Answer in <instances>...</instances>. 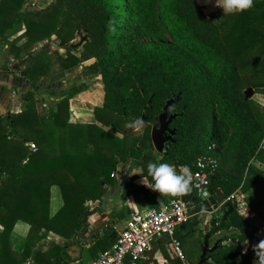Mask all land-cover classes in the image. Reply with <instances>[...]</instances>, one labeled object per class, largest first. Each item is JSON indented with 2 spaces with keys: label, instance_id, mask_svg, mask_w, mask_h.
<instances>
[{
  "label": "trees",
  "instance_id": "16d2710c",
  "mask_svg": "<svg viewBox=\"0 0 264 264\" xmlns=\"http://www.w3.org/2000/svg\"><path fill=\"white\" fill-rule=\"evenodd\" d=\"M25 1L0 0V51L5 57L0 66H6L10 54L20 58L35 42L55 35L67 55L59 69L83 63L87 73L98 75L103 95L93 108L95 122H71L69 99L86 84L73 80L64 87L35 89L38 79L53 68L43 49L21 69L29 81L21 94L22 106L0 113V264H22L33 242L49 231L64 237L75 234L83 226L87 201L101 203L104 187L115 184L118 159L127 156L130 169L139 167L127 178L146 177L149 183V162L194 169L197 157H214L208 197H196L188 204L194 212L201 204L215 208L208 232L211 237L223 231L202 264H260L264 238L237 260L238 249L251 235L250 225L236 207L222 218L216 190L228 197L239 189L264 221V170L258 165L264 164V107L245 97L250 85L253 93L264 94V0L220 17L207 14L197 0H54L38 11L24 9ZM22 27L23 32L9 40ZM76 31L83 32L79 56L71 52L78 45L69 42ZM19 37L26 39L16 45ZM247 64L263 70V79L247 83L241 71ZM44 95L53 105L40 112L36 102ZM175 95L177 102L168 107V112H181L170 122L174 142L166 153L158 154L151 144V127L165 100ZM71 109L76 116L78 109L74 105ZM138 119L144 124L140 131L122 132ZM28 141L34 142L35 150L29 149ZM51 185L58 186L62 199L52 215ZM133 192L143 194L150 208H159L169 198L150 187L127 183L123 193ZM127 215L124 206L108 217L118 223ZM17 219L28 224V233L24 249L12 256L9 238ZM191 227L189 220L179 224L176 237ZM115 239L110 226L86 251H102ZM56 246L59 253L51 264L66 257Z\"/></svg>",
  "mask_w": 264,
  "mask_h": 264
},
{
  "label": "crops",
  "instance_id": "0c3cea01",
  "mask_svg": "<svg viewBox=\"0 0 264 264\" xmlns=\"http://www.w3.org/2000/svg\"><path fill=\"white\" fill-rule=\"evenodd\" d=\"M54 0H52L49 4L44 7H40L33 11L42 10L46 7H49ZM34 4L33 2H31ZM24 27L18 30L16 33L9 37V40L15 38L14 36L20 35L21 31H23ZM82 31H76L74 37L69 41L71 44H77V49L72 50L71 52L77 56H79L81 51V42H82ZM24 38H17L16 45L23 43ZM51 42L48 46L43 45L44 43ZM36 43H39V47L35 46ZM60 40L55 35H51L49 39H43L41 41H37L32 45L31 52H36L40 49H43L52 60V70L50 71L53 75H43L41 76L36 84L35 89L37 88H58L66 86L70 81L73 80H81L85 84L86 81H90L91 77H95L96 74H89L83 68V63L79 62L76 65H72L66 67L64 69L55 70L54 65L63 60L67 59L66 48L61 46ZM56 45H58V52H61L62 57L54 56L51 52L55 49ZM51 50V51H50ZM61 56V55H60ZM8 63L6 66H0V107H4V109H8L10 107H14L16 111L20 110L22 104L18 102V100L14 99L13 94H17L18 98L21 96L20 93L25 91L29 86V81L25 79V77L21 74V69L27 65L32 63L31 56H22L20 58H13L10 54L8 57ZM76 68H79L78 70ZM100 87L102 86L101 80L98 82ZM87 86V84H86ZM103 89V87H102ZM93 91H90L87 87L84 91L80 92L75 97L69 99V121L71 122H95L93 108L95 105H100L102 102V96L95 97L92 94ZM81 97H80V96ZM103 95V93H102ZM256 101L264 107V94L259 93L258 97L255 98ZM15 102H17L15 104ZM72 105H74L77 109V115L73 117L72 115ZM86 107V108H85ZM78 117L82 118L79 119ZM256 162V161H255ZM257 163V162H256ZM264 170V164H258ZM117 170V167L116 169ZM146 177H143V181L145 184H148L149 181ZM115 184L104 187L106 190L103 194V202L100 203L98 208L92 207L89 209L87 206V210L83 213L82 224L83 226L76 231L75 234L70 237H64L58 233L53 231H49L43 238L35 240L31 248L28 249V257L23 261L22 264H51V262L56 260L54 257L59 253V249L56 245L61 246L66 253V257L59 259V262L54 264H89L100 252L101 249H98L94 252L87 253L86 249L89 248L96 240L97 237L101 236L105 229H110V226L114 228L116 231V238L119 232L125 227L126 221L129 219V216L133 212H140L146 209H149L143 194L138 192L130 193L129 195H125L123 190L126 189V184L131 183L134 187L145 188L149 187L142 183V178L138 177L136 179H128L125 174L123 178L115 177ZM52 186V185H51ZM51 186H50V198H49V213L52 215L62 204V199L60 196V204L57 207H53L51 205ZM58 187V186H57ZM116 187L117 190L115 193L110 194V189ZM59 191V188H58ZM233 193L239 195L244 201V206L241 208L240 214L244 218L247 219L250 227L249 230L251 235L244 241L243 245L238 249L237 260L240 258L241 254H243L247 249H251L255 246L261 245V240L264 238V221L260 218L246 203L245 201V193L241 192L239 189H236ZM190 197L194 196L193 193H188ZM60 195V192H59ZM170 198V196H169ZM168 198V199H169ZM189 202L191 201L188 199ZM94 202V205H97V201ZM56 204V203H55ZM126 206L129 209V215L120 222L116 223L115 221H110L108 214L109 212L122 208ZM192 208V207H191ZM197 213V216L193 219L195 224L191 227V231L184 232V234L188 232H192L194 228L198 230L201 227V235L203 238L206 231H208L209 224L208 221L201 223V226H197L199 223V211H195L194 214ZM193 214V215H194ZM121 222H124L123 227L120 229ZM206 228V229H205ZM1 230V225H0ZM199 232V231H198ZM198 232L196 233V238L198 237ZM28 233V224L22 221L21 219H17L14 223L11 231L9 244L12 249V256L21 252L24 249V240ZM223 231H216L211 235L209 240L214 237H218L222 234ZM116 240V239H115ZM114 240V241H115ZM199 240V239H198ZM113 241V242H114ZM229 241V239H227ZM214 242V240H213ZM211 243V246L214 243ZM202 245V242H200ZM112 245V244H111ZM110 245V246H111ZM109 246V247H110ZM168 247H173V251L168 250ZM10 254V255H11ZM201 254V253H200ZM200 256V255H199ZM199 256L195 259V261H187L185 254L181 251V249L176 248L174 244L171 242L170 238L166 235H161L156 238L150 245V248L145 252V254L140 258L137 264H170V262L181 260L182 264H196L199 260ZM2 261V259H1ZM260 264L264 261V253L261 255Z\"/></svg>",
  "mask_w": 264,
  "mask_h": 264
},
{
  "label": "built area",
  "instance_id": "2783aa9c",
  "mask_svg": "<svg viewBox=\"0 0 264 264\" xmlns=\"http://www.w3.org/2000/svg\"><path fill=\"white\" fill-rule=\"evenodd\" d=\"M30 150H35V144L28 142ZM209 160L215 161L212 156H199L194 162V169H191L193 183L191 193L200 199L208 197L207 186L209 177L214 170L208 164ZM203 162L205 167H199ZM178 171L183 166H174ZM190 196V195H189ZM226 200H229L240 213L244 206L242 198L232 193ZM94 202L87 201V206L93 207ZM189 200L182 199L181 195L171 196L167 203L159 208H149L140 212H133L126 221L125 227L119 232L112 245L102 251L89 264H137L140 258L150 248L151 243L161 235H166L176 248L179 246L175 235L176 227L189 220Z\"/></svg>",
  "mask_w": 264,
  "mask_h": 264
},
{
  "label": "rangeland",
  "instance_id": "374dc122",
  "mask_svg": "<svg viewBox=\"0 0 264 264\" xmlns=\"http://www.w3.org/2000/svg\"><path fill=\"white\" fill-rule=\"evenodd\" d=\"M51 1L52 0H26L24 5H23V7L26 10H35V9L40 8V7L46 6ZM197 1L200 4L203 5L204 11L207 14H211V15H213L215 17H220V16L225 15L223 13L222 8L218 4L215 3V0H197ZM31 2H33L34 4H32ZM219 2H220V0H217V3H219ZM22 32L23 31H21V33ZM14 37L16 38V37H18V35L14 36ZM21 38H24V40L26 39L25 37H21ZM49 44H51V42L44 43L43 45L48 46ZM35 46H37V48H38L39 47V43H36ZM2 47L5 48V45L2 46ZM31 50H32V48L28 49V51H22L21 55L24 56V57L25 56H29V55L32 56L34 52H31ZM51 52L54 54V56H58L59 58L62 57V54H60L61 52H58V45H56L55 49L53 51H51ZM251 54H257V52L253 51ZM4 59H5V57H4ZM4 59H3L2 53L0 51V63L3 62ZM6 59L9 60L8 58H6ZM54 67H55V70H60L58 63H56V65H54ZM83 68H84V66H83ZM241 68H242L241 71L243 73L244 79H245V81L247 83H251V82H255L257 80L263 79V70L259 69L258 67L254 66L252 64H247V65H244ZM76 69L78 70L79 68H76ZM50 75H53V73L50 72ZM99 80L100 79H99L98 75L96 74L95 77L94 76L91 77L90 81L89 80L86 81L87 82L86 83L87 87L89 88L90 91H93L92 94L95 97H100V96H102V93H103L102 86L100 87V84L98 83ZM250 87L253 89V87L251 85H250ZM16 93L13 94L14 99L15 100L17 99L18 102L22 104V95H21L22 92L20 93L21 96L19 98H18ZM259 93H261V92H259V91L254 92L251 95V97H253L255 99V98L258 97ZM44 97H45V99L43 101L36 102V108L40 112H46L48 110V107L53 105V102L51 100H49L48 96L44 95ZM16 103L17 102H15V104ZM194 108H199V107L195 106ZM16 109L14 107H10L8 109H4V107H0V113L4 114L5 112H15ZM192 112H193V115H196L198 113V110H195V111H192ZM72 115H73V113H72ZM73 117H74V115H73ZM78 118L82 119L80 117H78ZM135 122H136V120H132L130 123L126 124L125 128L123 129L122 132L128 133L130 131H140L143 128L144 124L142 123V126L137 127ZM152 126H155V123ZM28 142H32V141H28ZM151 144H152V142H151ZM153 151L155 152L154 148H153ZM216 162H217V160H216ZM130 164H131L130 163V158L128 156L126 157L125 160L118 159L117 166H116L117 170L114 171V177H116L117 180H118V178H123L125 174L128 176L129 174L138 171V169H139L138 166L135 165V166H133V169H130ZM230 164H232V162ZM230 164L225 165V167L226 168L230 167ZM106 189L104 188V192H105ZM116 190H117L116 187L111 188L110 189V194L115 193ZM59 204H60V195H59L58 187H57V185H52L51 186V205L53 207H57ZM98 206H99V202L97 203V205H93V207H96V208H98ZM191 207H192L191 205L188 206L189 214H190L189 222H191V224L193 226L196 221H194V219H193V217H194V215H193L194 214V209H193V207L192 208ZM89 209H92V207H89ZM199 218H200L199 219L200 221L197 224V226L200 227L201 223H203V221H204V217L199 213ZM119 224H120L119 228L121 229L123 227V225H124V222H121ZM197 232H198V237L196 238V235H197L196 233ZM201 237H202V235H201V227H200V228H198V230H196V228H194V230H192V232H188L186 234H184V232H181L180 237L177 238L178 242H179V249H181V251L185 254L187 261H193L194 262L195 259L200 255V253H201V244H200V242L203 241V238H201ZM213 240H214V237H212L209 240V246H211V243L213 242ZM169 249H170V251H173V247H168V250Z\"/></svg>",
  "mask_w": 264,
  "mask_h": 264
},
{
  "label": "clouds",
  "instance_id": "9594fccd",
  "mask_svg": "<svg viewBox=\"0 0 264 264\" xmlns=\"http://www.w3.org/2000/svg\"><path fill=\"white\" fill-rule=\"evenodd\" d=\"M224 14L240 13L253 7L254 0H220L217 3ZM136 126H142L141 120H136ZM208 164L211 167H215V161L209 160ZM199 167H205V164L201 162ZM147 173L151 177V183L145 184L142 178V183L156 190L159 194H165L168 196H177L187 194L192 191L193 175L189 166L185 165L179 171L170 163L164 161H152L147 164ZM216 209H208L204 204H201L199 213L204 217L205 222L210 220ZM264 264V261L261 262Z\"/></svg>",
  "mask_w": 264,
  "mask_h": 264
},
{
  "label": "water",
  "instance_id": "95a60500",
  "mask_svg": "<svg viewBox=\"0 0 264 264\" xmlns=\"http://www.w3.org/2000/svg\"><path fill=\"white\" fill-rule=\"evenodd\" d=\"M252 94H253V89L251 87H248L245 90V97L248 98ZM177 99H178V96L175 95L165 100L160 113L157 115L155 126H152L151 128L150 138H151L152 146L155 152L158 154L166 153L168 145L174 142L173 136L175 133V129L170 127V122L177 115H181V112L179 113L168 112V107L171 104L176 103ZM142 116L143 115H141V117ZM211 180H212V177H209V182ZM196 197L197 196L190 197L188 193L181 195L182 199L194 200ZM103 200L104 199L102 196L101 204ZM216 200L222 203V209L224 210L222 218L224 219L234 209V204L231 203L229 200H226L225 195L219 189L216 190ZM209 237H210V232L206 231L203 236V241L201 245V254L196 264L204 263L207 260L205 256L206 253L213 250L216 246L215 244H213L212 246H209Z\"/></svg>",
  "mask_w": 264,
  "mask_h": 264
}]
</instances>
